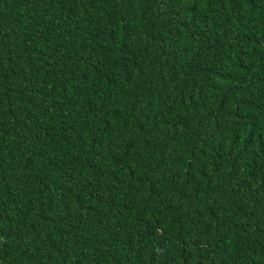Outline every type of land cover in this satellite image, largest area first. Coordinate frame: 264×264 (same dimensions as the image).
I'll return each mask as SVG.
<instances>
[{
    "label": "trees",
    "instance_id": "trees-1",
    "mask_svg": "<svg viewBox=\"0 0 264 264\" xmlns=\"http://www.w3.org/2000/svg\"><path fill=\"white\" fill-rule=\"evenodd\" d=\"M0 264H264V0H0Z\"/></svg>",
    "mask_w": 264,
    "mask_h": 264
}]
</instances>
